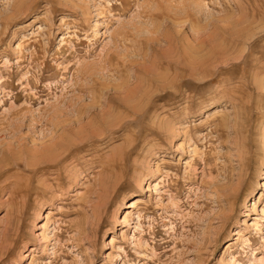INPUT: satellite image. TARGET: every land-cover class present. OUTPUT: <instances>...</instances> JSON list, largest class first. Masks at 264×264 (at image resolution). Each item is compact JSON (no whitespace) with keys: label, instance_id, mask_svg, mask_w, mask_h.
<instances>
[{"label":"rangeland","instance_id":"rangeland-1","mask_svg":"<svg viewBox=\"0 0 264 264\" xmlns=\"http://www.w3.org/2000/svg\"><path fill=\"white\" fill-rule=\"evenodd\" d=\"M0 264H264V0H0Z\"/></svg>","mask_w":264,"mask_h":264},{"label":"bare ground","instance_id":"bare-ground-1","mask_svg":"<svg viewBox=\"0 0 264 264\" xmlns=\"http://www.w3.org/2000/svg\"><path fill=\"white\" fill-rule=\"evenodd\" d=\"M44 160H42V162H43ZM48 161V160H47ZM50 161V160H49ZM45 162V161H44Z\"/></svg>","mask_w":264,"mask_h":264}]
</instances>
